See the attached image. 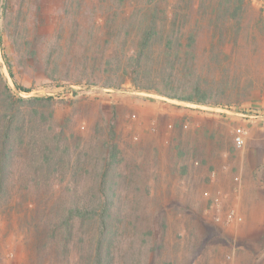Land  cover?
I'll use <instances>...</instances> for the list:
<instances>
[{"label":"rangeland","instance_id":"374dc122","mask_svg":"<svg viewBox=\"0 0 264 264\" xmlns=\"http://www.w3.org/2000/svg\"><path fill=\"white\" fill-rule=\"evenodd\" d=\"M8 3L6 15L0 0V91L25 99L27 133L59 135L58 152L67 153L66 170L41 180L61 168L58 157L38 174L36 149L15 148L8 196L0 197V264H90L86 232L67 248L52 239L54 209L98 192L113 146L108 195L123 220L114 264H264V0H247L241 34L224 40L207 21L209 9L197 12L196 50L226 104L200 108L145 96L130 83L121 90L89 83L96 77L81 26L102 13L90 0Z\"/></svg>","mask_w":264,"mask_h":264},{"label":"trees","instance_id":"16d2710c","mask_svg":"<svg viewBox=\"0 0 264 264\" xmlns=\"http://www.w3.org/2000/svg\"><path fill=\"white\" fill-rule=\"evenodd\" d=\"M9 1L1 0V13L7 15ZM90 1L102 13L91 25L81 26L84 32L81 41L87 47L86 58L92 63L91 73L96 77L88 78L89 83L98 85L100 79H103L100 84L115 90H121L125 84L130 83L137 91L153 92L174 100L199 105H226L214 96L213 83L206 75L211 65L209 62L203 65L196 50L202 29V21L196 18V14L201 10L206 13L209 9L208 13L213 19H206L211 23L215 37L219 34L220 40L230 35L227 34L229 31L239 36L242 28L239 16L247 0H173L172 5H164L163 0ZM229 13L231 19H226V22L222 20ZM221 44L224 45L223 42ZM100 66L105 69L98 70ZM97 71L101 72L99 78L96 76ZM10 74L14 78L12 72ZM15 84L17 89L22 90L21 86ZM24 100L22 97L16 98L9 87L5 86L0 91V197L8 196L9 183H6V177L17 147L30 146L36 149L39 158L36 167L38 174L43 169H50L53 159L58 157L61 168H55L41 180H49L52 172L66 170L67 152L65 149L58 152L61 142L59 135L50 138L42 130L35 134L25 131V117L20 111ZM117 154V148L113 146L96 194L69 196L54 209L52 239L55 238L62 243L59 246L67 248V242L78 236L80 230L86 232L92 244L90 264H114L116 260L113 247L123 220L114 211L115 200L108 195V177ZM76 169L77 172L81 171V166ZM22 181L26 183L28 180ZM72 183L77 185V181ZM23 185V191H32L30 186ZM42 186L41 182L35 184V187ZM46 234L47 230L44 231Z\"/></svg>","mask_w":264,"mask_h":264},{"label":"water","instance_id":"95a60500","mask_svg":"<svg viewBox=\"0 0 264 264\" xmlns=\"http://www.w3.org/2000/svg\"><path fill=\"white\" fill-rule=\"evenodd\" d=\"M142 94L145 95V96L153 97V98L163 99V100H166V101L178 104V105H184V106L193 107V108L202 107L199 104H194V103H188V102H185V101L174 100V99H171L168 96H161V95H158V94H149V93H146V92H143ZM204 108H206V107H204ZM212 110H214V111H223L221 109H212Z\"/></svg>","mask_w":264,"mask_h":264},{"label":"built area","instance_id":"2783aa9c","mask_svg":"<svg viewBox=\"0 0 264 264\" xmlns=\"http://www.w3.org/2000/svg\"><path fill=\"white\" fill-rule=\"evenodd\" d=\"M235 142H236V144H237L238 147H243L244 146V143H245L244 138L242 137L241 134H239V135L236 136Z\"/></svg>","mask_w":264,"mask_h":264}]
</instances>
